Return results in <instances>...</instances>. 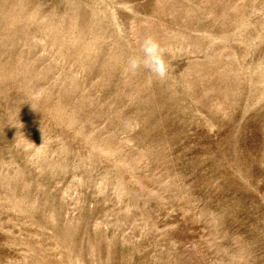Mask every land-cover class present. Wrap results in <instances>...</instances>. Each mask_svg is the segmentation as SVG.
<instances>
[{"label": "rangeland", "instance_id": "obj_1", "mask_svg": "<svg viewBox=\"0 0 264 264\" xmlns=\"http://www.w3.org/2000/svg\"><path fill=\"white\" fill-rule=\"evenodd\" d=\"M0 264H264V0H0Z\"/></svg>", "mask_w": 264, "mask_h": 264}, {"label": "clouds", "instance_id": "obj_2", "mask_svg": "<svg viewBox=\"0 0 264 264\" xmlns=\"http://www.w3.org/2000/svg\"><path fill=\"white\" fill-rule=\"evenodd\" d=\"M164 55L165 50L160 42L153 36H146L141 44V55L130 56L125 71L135 75L139 70L144 69L158 79H166L171 65L165 61Z\"/></svg>", "mask_w": 264, "mask_h": 264}]
</instances>
